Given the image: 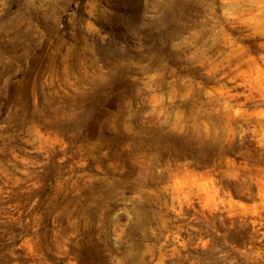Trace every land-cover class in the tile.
I'll return each mask as SVG.
<instances>
[{
  "label": "rangeland",
  "instance_id": "obj_1",
  "mask_svg": "<svg viewBox=\"0 0 264 264\" xmlns=\"http://www.w3.org/2000/svg\"><path fill=\"white\" fill-rule=\"evenodd\" d=\"M234 217L264 264V0H0V264H198Z\"/></svg>",
  "mask_w": 264,
  "mask_h": 264
},
{
  "label": "trees",
  "instance_id": "obj_2",
  "mask_svg": "<svg viewBox=\"0 0 264 264\" xmlns=\"http://www.w3.org/2000/svg\"><path fill=\"white\" fill-rule=\"evenodd\" d=\"M252 219L234 217L217 220L214 232L206 237L205 247L198 249L201 252L198 264H251L249 253L260 245L256 242L258 232L253 230ZM260 242H264V238Z\"/></svg>",
  "mask_w": 264,
  "mask_h": 264
}]
</instances>
